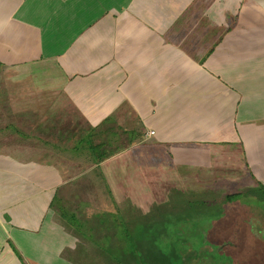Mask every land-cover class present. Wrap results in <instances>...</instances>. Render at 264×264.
Masks as SVG:
<instances>
[{
	"label": "crops",
	"instance_id": "obj_1",
	"mask_svg": "<svg viewBox=\"0 0 264 264\" xmlns=\"http://www.w3.org/2000/svg\"><path fill=\"white\" fill-rule=\"evenodd\" d=\"M0 80V264H68L52 206L92 172L87 210H142L236 141L225 188L264 187V0H0Z\"/></svg>",
	"mask_w": 264,
	"mask_h": 264
},
{
	"label": "rangeland",
	"instance_id": "obj_2",
	"mask_svg": "<svg viewBox=\"0 0 264 264\" xmlns=\"http://www.w3.org/2000/svg\"><path fill=\"white\" fill-rule=\"evenodd\" d=\"M237 144L229 141L214 151L205 148L210 154L205 160L184 158L176 170L166 171L167 178L180 188H165L162 197L152 196L155 200L142 210L129 207L111 214L87 210L89 202L85 201L89 197L85 193L93 192L96 173L86 176L90 180L78 177L73 187L61 190L60 199L52 206L63 230L73 237L67 251L62 247L61 259L65 257L68 264H137L127 256L128 243L121 235L126 227V233L137 234L132 247L140 252L144 251L141 240L148 243L149 239L168 235L169 241L177 242L171 253L174 264H264V196L258 188H225V181L245 172L235 151ZM197 179L207 184H189ZM219 180L221 188L209 187L214 181L219 185ZM141 189L144 194L151 191L147 185ZM234 192L239 198L227 200L226 196ZM144 194L142 197H146ZM183 214L185 221L179 217Z\"/></svg>",
	"mask_w": 264,
	"mask_h": 264
},
{
	"label": "trees",
	"instance_id": "obj_3",
	"mask_svg": "<svg viewBox=\"0 0 264 264\" xmlns=\"http://www.w3.org/2000/svg\"><path fill=\"white\" fill-rule=\"evenodd\" d=\"M258 190H260L262 195L264 196V187L259 185ZM233 198L237 200V198H239V194L226 196V199L229 201H232ZM179 217L182 218L181 221H185L184 214L183 216L181 215ZM148 218L149 217L144 219V221L147 220ZM163 220L168 221V219H163ZM115 222L116 221L114 220L113 223L115 224ZM125 229L126 227L123 228V232L121 235H122V238H124L126 242L128 243V251H130V253H127V256L130 257L133 262L137 264H174L173 262L174 256H172L171 253L172 251L176 250L177 242L169 241L168 235H167L168 238L164 235L162 237L160 236L159 239L158 238L149 239L147 240L148 243L141 240L142 243L144 242V247H142L141 250L142 251L144 250V251L140 252L139 249H133L132 247L134 243H137L136 236H135L137 234H131V233L128 234L126 233ZM167 243L169 244L168 246H167Z\"/></svg>",
	"mask_w": 264,
	"mask_h": 264
},
{
	"label": "built area",
	"instance_id": "obj_4",
	"mask_svg": "<svg viewBox=\"0 0 264 264\" xmlns=\"http://www.w3.org/2000/svg\"><path fill=\"white\" fill-rule=\"evenodd\" d=\"M154 132H149L148 135H152Z\"/></svg>",
	"mask_w": 264,
	"mask_h": 264
}]
</instances>
